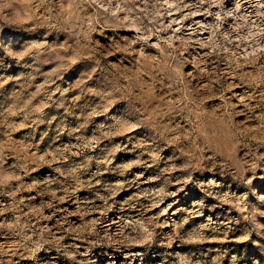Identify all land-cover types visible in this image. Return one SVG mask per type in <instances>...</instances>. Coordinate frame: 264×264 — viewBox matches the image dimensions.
I'll list each match as a JSON object with an SVG mask.
<instances>
[{"label": "rangeland", "instance_id": "374dc122", "mask_svg": "<svg viewBox=\"0 0 264 264\" xmlns=\"http://www.w3.org/2000/svg\"><path fill=\"white\" fill-rule=\"evenodd\" d=\"M0 264H264V0H0Z\"/></svg>", "mask_w": 264, "mask_h": 264}]
</instances>
